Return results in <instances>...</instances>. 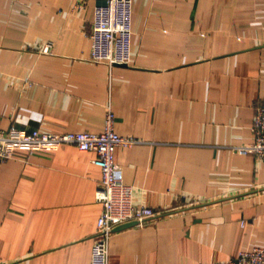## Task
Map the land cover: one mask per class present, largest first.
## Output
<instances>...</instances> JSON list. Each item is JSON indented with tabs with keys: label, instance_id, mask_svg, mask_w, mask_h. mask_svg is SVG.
<instances>
[{
	"label": "crops",
	"instance_id": "1",
	"mask_svg": "<svg viewBox=\"0 0 264 264\" xmlns=\"http://www.w3.org/2000/svg\"><path fill=\"white\" fill-rule=\"evenodd\" d=\"M104 1L0 0V129L101 132L111 106L114 131L137 140L114 148L119 176L158 213L115 228L109 264L264 246V159L234 148L264 101V0H132L131 59L111 66L88 59ZM94 157L60 144L0 163V264H90Z\"/></svg>",
	"mask_w": 264,
	"mask_h": 264
},
{
	"label": "built area",
	"instance_id": "2",
	"mask_svg": "<svg viewBox=\"0 0 264 264\" xmlns=\"http://www.w3.org/2000/svg\"><path fill=\"white\" fill-rule=\"evenodd\" d=\"M132 0H105L93 8V18L87 36L90 41L88 59L111 66L128 64L131 59ZM53 44L48 41L41 53L51 54ZM114 113L108 104L101 132L68 131L46 133L37 129L19 131L14 126L0 129V163L13 157L17 150L30 151L39 146L74 145L79 151H93L95 164L101 174L95 197L102 205L90 248V264H109V241L116 227L129 222L143 225L157 215L151 207L133 201V187L119 176V166L114 160V148L137 142L128 135H120L113 128ZM252 141L238 145L239 154H252L264 159V101L255 104L250 126ZM243 221L241 224L243 225ZM200 264H264V246L241 250L236 256L223 261H206Z\"/></svg>",
	"mask_w": 264,
	"mask_h": 264
},
{
	"label": "water",
	"instance_id": "3",
	"mask_svg": "<svg viewBox=\"0 0 264 264\" xmlns=\"http://www.w3.org/2000/svg\"><path fill=\"white\" fill-rule=\"evenodd\" d=\"M114 65H119V63H114ZM121 65H126V64H121ZM134 223V222H131V224ZM130 224V223H128Z\"/></svg>",
	"mask_w": 264,
	"mask_h": 264
}]
</instances>
